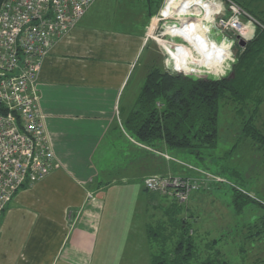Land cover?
<instances>
[{"label": "crops", "instance_id": "1", "mask_svg": "<svg viewBox=\"0 0 264 264\" xmlns=\"http://www.w3.org/2000/svg\"><path fill=\"white\" fill-rule=\"evenodd\" d=\"M94 4L39 69L37 97L54 166L8 204L0 264H152L147 226L170 202L145 180L174 176L177 152L162 141H139L124 122L149 73L128 93L151 46L154 7Z\"/></svg>", "mask_w": 264, "mask_h": 264}, {"label": "rangeland", "instance_id": "2", "mask_svg": "<svg viewBox=\"0 0 264 264\" xmlns=\"http://www.w3.org/2000/svg\"><path fill=\"white\" fill-rule=\"evenodd\" d=\"M149 1L97 0L93 7H147L146 3ZM207 1L218 4L219 8L217 14L214 15V20L210 23L212 26L210 37L219 44H222L223 41L229 43L232 54L225 62L221 72L215 73L204 66L195 65L194 71L188 76L221 79L231 73L233 65L243 51V47L239 45L240 39L245 40L248 44L255 37L257 29L264 30V0ZM151 3H153V7H158L149 16L148 21V33L154 52L151 56V46L145 50L140 66L131 80L128 93L137 86H141L142 83H137V80L141 75L147 74L150 68L159 67L163 71L184 74L175 61L169 59L164 45L169 51H172V48H169V44H162V41L165 40L175 43L184 42L183 39L172 38L166 33L168 25L181 24V21L162 18L161 13L166 0H152ZM233 5L244 11L242 18L245 22L248 21L247 14L255 20L253 24H248L254 28L253 36L248 40L220 24L222 19L227 20L230 17ZM169 12L166 11L168 15ZM169 32L171 33V28ZM263 93L264 91L257 92L253 100L246 105L236 104L229 94L226 95L220 102L218 147L206 153L204 159H197L184 149L174 150L177 152L176 155V152L172 151V154L177 158L176 161H171L173 174L196 181L200 185L198 191L193 192L186 203L190 213H193L194 216L191 217L187 212L183 214V217L192 221L194 227L192 236L197 249L196 258L193 261L195 264H200L209 258L225 259L228 264H264V234H256V228L253 226L260 222L259 218L263 212L257 206H250L244 214L236 215L232 205V190H230V188H237L240 185L249 193L250 197L264 204V150L249 136L242 133L244 117L255 115L259 95H262L263 103L256 116L257 126L264 132ZM239 189L241 188L239 187ZM165 197L169 199L168 202L171 205L174 200L173 196L165 195ZM154 215L151 223L156 225L162 218V211H155ZM177 235L169 244V250L173 249ZM213 240H217V243L212 242ZM154 250L157 249L154 247Z\"/></svg>", "mask_w": 264, "mask_h": 264}, {"label": "trees", "instance_id": "3", "mask_svg": "<svg viewBox=\"0 0 264 264\" xmlns=\"http://www.w3.org/2000/svg\"><path fill=\"white\" fill-rule=\"evenodd\" d=\"M151 1L146 3L147 7H153ZM4 2L0 0V9ZM157 8L154 7L151 15ZM242 50L231 73L221 79L196 78L182 72L151 68L135 105L126 116L124 125L127 131L148 145L162 141L171 150L184 149L197 159H204L206 153L218 147L220 102L226 95L229 94L234 103L246 105L257 92L264 91V30L257 29L255 37ZM257 103L255 115L244 117L242 133L264 150V132L257 126L256 118L263 103L262 95L257 97ZM230 190L236 215L244 214L250 206L262 210L260 222L253 226L256 234L263 235L264 204L250 197L240 185ZM186 203L174 199L168 208L162 210V218L156 225L148 224L147 233L153 248L152 264H195L194 227L190 219L183 217L185 212L191 217L194 214L190 213ZM175 235L177 240L169 250ZM212 242L217 243V240ZM200 264L228 262L209 258Z\"/></svg>", "mask_w": 264, "mask_h": 264}, {"label": "built area", "instance_id": "4", "mask_svg": "<svg viewBox=\"0 0 264 264\" xmlns=\"http://www.w3.org/2000/svg\"><path fill=\"white\" fill-rule=\"evenodd\" d=\"M96 0H5L0 9V222L14 195L44 179L53 169L54 152L45 134L37 97V77L55 42L84 17ZM231 6L220 24L247 40L255 20ZM191 75L192 73H184ZM149 191L189 200L200 185L182 176H153Z\"/></svg>", "mask_w": 264, "mask_h": 264}, {"label": "bare ground", "instance_id": "5", "mask_svg": "<svg viewBox=\"0 0 264 264\" xmlns=\"http://www.w3.org/2000/svg\"><path fill=\"white\" fill-rule=\"evenodd\" d=\"M217 9L218 4L207 0H166L161 13L162 18L181 21V24L168 25L166 33L172 38H181L184 42L165 40L162 44H169V48H172L171 54H168L169 59L175 61L184 73L193 72L195 65L204 66L215 73L221 72L231 56L229 43L223 41L219 44L210 37L212 28L210 23L214 20ZM166 11H170V14L168 15ZM199 14L205 15L200 19ZM164 48L166 50L165 45Z\"/></svg>", "mask_w": 264, "mask_h": 264}, {"label": "water", "instance_id": "6", "mask_svg": "<svg viewBox=\"0 0 264 264\" xmlns=\"http://www.w3.org/2000/svg\"><path fill=\"white\" fill-rule=\"evenodd\" d=\"M246 44H247V42L245 40L240 39V41H239L240 46L244 47Z\"/></svg>", "mask_w": 264, "mask_h": 264}]
</instances>
